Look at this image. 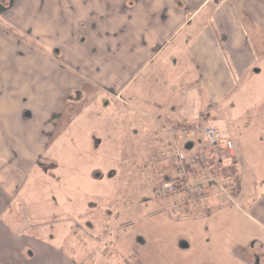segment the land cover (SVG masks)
Returning <instances> with one entry per match:
<instances>
[{
    "label": "rangeland",
    "instance_id": "1",
    "mask_svg": "<svg viewBox=\"0 0 264 264\" xmlns=\"http://www.w3.org/2000/svg\"><path fill=\"white\" fill-rule=\"evenodd\" d=\"M251 1L257 3L259 0ZM16 7L11 14L13 20L24 24L21 28L38 27L49 34L54 28H63L62 20L57 15L65 12L66 5L58 0H18ZM23 12L24 21H21L17 14ZM0 18L2 27H7L8 23L4 22L3 17ZM246 23L252 27L255 22L245 18ZM21 28L14 26L12 31L7 32L15 36L19 33L22 35L20 38H24V29ZM245 35L247 39L252 35L256 42L248 39L245 48L255 53L251 70L259 71V74L246 73L241 79H235V88L230 94L220 97L215 106L207 103L205 90L198 88L200 94L195 105V117L186 118L185 121L187 124L221 130L224 126L231 129L241 162L235 164L229 159L218 163L221 157H229V153L225 152L216 161L209 160L210 165L204 173L206 178L215 179L221 186H226L228 182L231 184L226 187L225 193H218L215 200L228 207L226 214L234 222L233 236L243 237L245 232V239H264V227L256 225L247 210L253 202L252 197H248L256 187L253 183L264 184V113L247 126L244 118L245 108L255 110L257 105L264 104V35L257 31H248ZM25 38L27 42L30 41V37ZM34 41L39 42L37 39ZM170 74L159 86L148 80L145 72L118 96L116 93L100 92L99 89L84 90L89 93L71 105L73 114L66 115L65 120L59 122V136L47 144V149L44 152L39 150V164L30 170L21 191L13 197L12 206L7 207L1 215L6 227L16 222L31 236L37 230L44 232V236H54V242H58L64 252L81 253V261L91 262L97 256H94L97 242L92 247L90 238L84 235L87 233L83 228L85 222L95 225V230L91 231L95 238L102 237V230L110 227V238L105 243L107 253L111 254V262L114 261L112 253L119 250L127 259L140 264L157 261L164 264V260L176 258L170 241L181 232L190 230L184 228L188 222L182 218L194 216V211L186 208L176 215L162 211L161 199L155 201L150 191L157 184L163 162L160 158L172 159L175 153L169 144L166 131L169 126L164 122V117L179 118L193 113L192 108L184 104V100L190 101L192 97L186 95V98H182L181 88L175 93L168 88L169 82L178 79L176 71L172 70ZM11 78L12 75L7 73L2 82L7 85ZM252 96L257 97L253 102ZM153 101H159L161 109L152 107ZM199 111L208 113L213 119L204 123L198 115ZM253 113L258 115L256 111ZM35 125L26 124L22 129L31 130L32 136L39 135V131H47ZM2 147L0 143V153ZM182 147L180 143L179 148ZM166 163L162 167L166 171H163L173 177L166 169L169 166ZM96 172L102 177L94 178L92 174ZM111 172L113 175L109 176ZM243 187L246 195L240 199L239 190ZM143 197H150L154 204L150 203L147 209L138 207L136 202ZM167 202L170 204L172 198H168ZM110 215L111 219L108 218ZM124 222H131L125 230L120 228ZM10 229V232H14V229ZM191 229L198 231L196 227ZM117 230H120V239L115 241ZM129 233L132 238L138 236L143 244L132 240L129 244L125 238L126 234L129 237ZM86 243H89L88 247L84 245Z\"/></svg>",
    "mask_w": 264,
    "mask_h": 264
},
{
    "label": "crops",
    "instance_id": "2",
    "mask_svg": "<svg viewBox=\"0 0 264 264\" xmlns=\"http://www.w3.org/2000/svg\"><path fill=\"white\" fill-rule=\"evenodd\" d=\"M58 1L66 5L65 12L57 15L63 28H54L49 34L38 27H31L32 30L28 27L31 30L28 42L26 38H20L22 35L19 33L16 36L0 34V143L3 146L0 153V264H79L72 255L64 252L58 242H54L55 237L50 239L40 230L31 236L16 222L7 228L1 218L7 208V200L12 202L15 196L17 185L24 182L28 178L26 175L35 168V162L41 157L39 150L44 152L47 144L59 136L58 122L50 137L53 129L46 122L48 111L55 107L58 112L64 111L67 105L65 96L71 90L82 89V96L85 97L89 93L84 91L86 89H99L107 94L112 89L113 94L118 96L145 72L148 80L161 86L171 76L170 71H176L178 79L169 82L168 88L174 93L181 88L182 98L186 95L192 97L190 101L184 100V104L187 103L193 113L179 118L164 117L170 129L187 125L185 119L195 117V105L200 94L198 88L205 90L207 103L215 106L220 97L230 94L235 88V79H241L246 73L259 74V71L251 70L255 53L245 48L248 39L252 43L255 40L252 35L247 39L245 33L257 31L264 35L262 0L257 3L251 0ZM87 12L96 14L98 19L102 17L105 23L87 16ZM17 18L24 21L22 14H17ZM245 18L255 22L252 27L245 24ZM83 23H95L97 26L95 30L89 28L87 31L91 41L86 44L78 42L79 33L76 31ZM18 25L21 28L24 24ZM21 29H24V36L27 28ZM34 39L39 40V44ZM27 43L34 45V49L31 50ZM53 49L62 52L63 61L51 58L50 51ZM59 65H64L63 71ZM7 73L12 75V80L6 85L2 81ZM30 73L35 79H41L39 84H35V79L32 83L28 80ZM52 76L57 85L51 82ZM79 79L82 83L77 81ZM23 98H29L34 106H39L36 110L40 117L35 126L47 131H39V135L32 136L31 130L22 129L24 125L31 124L18 119ZM255 99L257 97H251L252 102ZM44 104L47 109L42 107ZM151 106L161 109L159 101H153ZM263 113L264 104L257 105L255 110L245 108V125L255 122ZM198 115L204 123L213 119L208 113L199 111ZM166 131L171 144V135L168 129ZM220 131L232 138L228 126ZM11 132L16 135H11ZM236 151L235 145L234 163L238 164L241 159ZM166 168L170 169L169 166ZM253 185L256 187L248 195L253 202L247 210L254 223L264 227V184L261 186L255 181ZM239 191L240 199H243L245 187ZM215 196H209L207 203L211 206L223 205V202L215 200ZM193 215L185 217L186 224L191 225L189 222L197 213L194 211ZM10 228L14 232H10ZM178 237L176 235L172 241L176 243ZM251 239L264 241L259 237ZM27 251L32 253L31 257Z\"/></svg>",
    "mask_w": 264,
    "mask_h": 264
},
{
    "label": "flooded vegetation",
    "instance_id": "3",
    "mask_svg": "<svg viewBox=\"0 0 264 264\" xmlns=\"http://www.w3.org/2000/svg\"><path fill=\"white\" fill-rule=\"evenodd\" d=\"M18 0H0V17L4 18V22L8 23L7 27L2 28V24L0 23V34L3 36H7V33L10 34L8 31H12L14 26H18L17 19L13 20V15L11 14L12 11L16 10L18 7H16ZM88 13V12H87ZM86 13V14H87ZM25 12H23L22 16L24 18ZM90 15L92 18H96L98 21L102 24L105 23V21H102V17L98 19V16L96 14L88 13L87 16ZM1 19V18H0ZM2 20V19H1ZM16 23H15V22ZM96 24L92 23L89 25V23L81 24L79 26V29L76 30L78 34V42L80 44H86L87 42H90V38L88 35L89 28L91 30L96 29ZM96 33V32H95ZM31 30L26 29L24 33L25 37H30ZM98 33L96 34V36ZM27 46L30 47V49H34V45H31L30 43H27ZM58 49H53L50 51L51 58L57 62L63 61V54ZM62 71L64 70V65L58 66ZM66 71V70H65ZM33 79H35V76L33 73H30V79L31 83L33 82ZM40 78L35 79V84L40 83ZM51 82L54 85H57L56 79L52 78L50 79ZM81 79L77 80L78 82ZM86 84V83H85ZM83 84V87L84 85ZM59 86V85H58ZM60 87V86H59ZM112 92V93H111ZM83 90L81 89H73L71 90L67 96H65V103L67 105L65 106V112L66 115L70 116L73 114V107L71 106L73 103H76L77 101L81 100L83 98L82 96ZM109 94V93H108ZM110 94H113V90L110 89ZM39 106H34L33 102L29 101V98H23L21 99V111L18 112V119L20 122H28L33 125L39 122L38 117L39 112L36 110ZM44 109H47L45 104L42 106ZM40 109V108H39ZM36 110V111H35ZM64 111L58 112L57 108H50L48 111V119L46 122H48L52 126V132L50 133V137L53 135L55 129L57 128L58 122H60L66 115L64 114ZM63 121V120H62ZM61 121V122H62ZM11 135H16V133L11 132ZM41 158V157H40ZM40 158L35 162L34 167H36L39 164ZM162 162V167L165 166V163L171 164V159H168L167 157L164 159L160 158ZM229 159L222 157L220 159V162L223 163L225 161H228ZM166 163V164H167ZM160 169L158 172V180L157 184L153 186L150 191L152 192L154 198H156L155 201H158L161 199L163 204V210L165 212H169L170 214H178L181 210L190 209L197 213V215L192 218L193 221L189 222V224H184L185 229H190L186 232H181L178 234V239L176 243H174L172 240L171 246L174 249V252L176 253V258L172 260H164V264H264V241L255 240V239H249L245 241V232L243 234V237H234L233 233L231 232L233 229L234 222L230 221L228 215L226 214L228 211V207L224 206L222 204L219 205H209L207 201H203L202 203L195 204V206H186L184 200H179L177 198L180 197L179 191H176L173 195L176 196L177 201H172V205H170L167 202V199L172 197L168 192H165L164 186L165 182L169 179L168 174L164 173L165 168ZM167 167V166H166ZM167 169V168H166ZM164 170V171H163ZM168 172L171 174V172L168 170ZM167 172V173H168ZM163 173L165 175H163ZM113 173L111 172L109 176H112ZM92 176L94 178H100L102 177L99 172L93 173ZM161 176V178H160ZM29 177V174L26 175V178ZM26 181V180H25ZM25 181L20 182L17 186V190H15V195H17L25 183ZM158 198V200H157ZM173 200V198H172ZM152 199L150 197H143L140 200H137L136 204L138 203V207L142 209H147L150 207V203H152ZM10 201L7 200L6 204L7 207L12 206ZM154 204V202H153ZM111 215L108 217L111 219ZM185 219V218H182ZM181 224V222H180ZM131 225V222H124L122 227L129 228ZM197 228L198 231L194 232L191 231V228ZM245 227V226H244ZM83 228L87 230V233L84 235H87L91 242L92 247H95V243L97 242V251L95 252L94 261L91 262L88 261H81L79 259V255L73 254L72 252H69L70 255L73 256L75 260L79 264H140L136 263L133 260L127 259V256L122 255L121 251L119 250L117 253H112L114 255V261H110V253H107V245L105 243V240L110 238L111 232L110 227L106 226L102 230V237L98 236V238H95L91 235V231L95 230V225L90 222H85L83 224ZM79 229L78 231H80ZM120 230H117V235H115L114 240L120 239ZM78 232H76L77 234ZM94 233V232H93ZM128 234H126L125 238L129 240V244L132 242H137L139 244H143L141 242V239L137 236L136 238H132L131 234L129 233V237H127ZM50 239L54 238V236H48ZM116 243V242H115ZM122 243V242H121ZM120 245L122 246V244ZM173 243V244H172ZM88 247L89 243L84 244ZM83 245V246H84ZM230 245V246H229ZM84 246V247H85ZM120 246V247H121ZM229 246V247H228ZM82 249V248H81ZM84 250V249H83ZM83 253V251H82ZM27 255L29 257L32 256V253L30 251H27ZM85 258V256H84ZM155 261V260H153ZM151 264H163L160 261H157V263H151Z\"/></svg>",
    "mask_w": 264,
    "mask_h": 264
},
{
    "label": "built area",
    "instance_id": "4",
    "mask_svg": "<svg viewBox=\"0 0 264 264\" xmlns=\"http://www.w3.org/2000/svg\"><path fill=\"white\" fill-rule=\"evenodd\" d=\"M202 133V136L207 144V146L211 148H219L230 155H233L234 152V145L233 142L221 135L219 130L215 128H204L199 130L196 127H189V128H181L177 130V135L179 139H188L195 136L198 133ZM176 157L178 161V171H177V180L170 182L167 184L164 189L169 194H174L177 191V183H179V188L181 192L186 193L189 197V202H194L193 194L199 195L202 194L204 187L209 184H215V181L208 180L205 182H198V183H190L187 177V166H197L204 162L206 156L202 151H196L194 154L190 155L189 157H185V155L177 151Z\"/></svg>",
    "mask_w": 264,
    "mask_h": 264
}]
</instances>
